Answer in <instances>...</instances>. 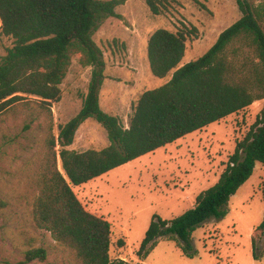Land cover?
I'll return each mask as SVG.
<instances>
[{"label": "trees", "instance_id": "1", "mask_svg": "<svg viewBox=\"0 0 264 264\" xmlns=\"http://www.w3.org/2000/svg\"><path fill=\"white\" fill-rule=\"evenodd\" d=\"M145 1L159 15L169 0ZM123 2L0 0L1 31L13 39L0 59V114L15 104L33 102L31 96L51 109L61 99V84L73 54L80 52L83 64L92 66L81 110L60 126L58 136L48 138L31 202L34 226L49 231L76 264L129 263L112 258L111 223L87 210L74 187L264 99V1L237 0L242 16L195 60L181 64L190 30L160 28L151 34L148 58L152 73L161 78L174 73L164 85L141 94L125 126L118 116L101 108L106 61L93 38L107 18L121 17L116 7ZM91 117L107 130L109 145L82 152L69 149L81 124ZM258 161L264 164V107L247 135L237 142L219 180L181 215L171 220L154 215L138 254L146 258L165 238L192 257L193 232L206 221L227 215L231 196L251 177ZM259 228L264 229V220ZM47 256V249L30 237L24 258L16 264L44 261Z\"/></svg>", "mask_w": 264, "mask_h": 264}, {"label": "rangeland", "instance_id": "2", "mask_svg": "<svg viewBox=\"0 0 264 264\" xmlns=\"http://www.w3.org/2000/svg\"><path fill=\"white\" fill-rule=\"evenodd\" d=\"M167 4L155 15L145 0H124L116 7L121 17L107 18L93 36L106 61L101 108L127 127L141 94L164 85L174 73L161 78L151 71L148 40L154 31H191L184 64L203 55L242 16L237 0H169ZM12 44L13 39L1 31L0 19V59ZM81 58L80 52L73 54L61 84V99L51 109L31 96L33 102L15 104L0 114V264L22 260L30 237L47 249L48 256L28 264H76L49 231L34 226L31 202L50 134L58 136L60 126L79 113L87 94L92 66L83 64ZM263 107L264 99L257 100L74 187L87 210L111 223L112 258L129 264H264V229L259 228L264 220V164L259 161L251 177L231 196L227 215L210 219L193 232L192 257L165 238L146 258L138 254L154 215L165 220L181 215L219 180L237 142L247 135ZM109 143L107 130L91 117L81 124L69 149L82 152ZM121 239L124 245L119 244Z\"/></svg>", "mask_w": 264, "mask_h": 264}, {"label": "crops", "instance_id": "3", "mask_svg": "<svg viewBox=\"0 0 264 264\" xmlns=\"http://www.w3.org/2000/svg\"><path fill=\"white\" fill-rule=\"evenodd\" d=\"M182 64V63H181ZM108 78H110V77H108ZM110 79H112L113 81H115V79H113V78H110ZM106 80V79H105ZM118 81V80H117ZM105 82V81H104ZM127 85H130V84H127ZM103 87H104V84H103V86H102V88H101V92L100 93H102V91H103Z\"/></svg>", "mask_w": 264, "mask_h": 264}]
</instances>
